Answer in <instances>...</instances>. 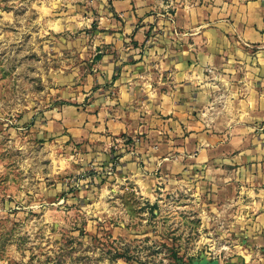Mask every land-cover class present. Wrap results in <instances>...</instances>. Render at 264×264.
I'll return each instance as SVG.
<instances>
[{
	"label": "crops",
	"instance_id": "crops-1",
	"mask_svg": "<svg viewBox=\"0 0 264 264\" xmlns=\"http://www.w3.org/2000/svg\"><path fill=\"white\" fill-rule=\"evenodd\" d=\"M101 1L86 102L43 113L37 137L106 166L112 143L138 140L120 180L149 200L211 190L236 232L213 261L264 264V0Z\"/></svg>",
	"mask_w": 264,
	"mask_h": 264
},
{
	"label": "rangeland",
	"instance_id": "rangeland-1",
	"mask_svg": "<svg viewBox=\"0 0 264 264\" xmlns=\"http://www.w3.org/2000/svg\"><path fill=\"white\" fill-rule=\"evenodd\" d=\"M105 8L0 0V264L213 262L236 241L233 216L204 186L149 200L117 177L138 140L112 143L106 166L71 140L37 137L43 113L85 104L91 34Z\"/></svg>",
	"mask_w": 264,
	"mask_h": 264
},
{
	"label": "water",
	"instance_id": "water-1",
	"mask_svg": "<svg viewBox=\"0 0 264 264\" xmlns=\"http://www.w3.org/2000/svg\"><path fill=\"white\" fill-rule=\"evenodd\" d=\"M203 261H206V260H203ZM203 261L198 262V263H192V264H208V263H204ZM209 264H217V262L216 261H213V262H211Z\"/></svg>",
	"mask_w": 264,
	"mask_h": 264
}]
</instances>
